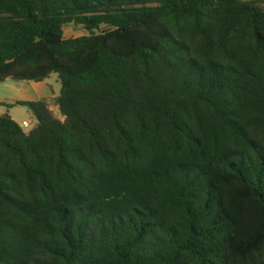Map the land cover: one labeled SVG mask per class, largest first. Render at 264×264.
Listing matches in <instances>:
<instances>
[{
	"label": "trees",
	"instance_id": "16d2710c",
	"mask_svg": "<svg viewBox=\"0 0 264 264\" xmlns=\"http://www.w3.org/2000/svg\"><path fill=\"white\" fill-rule=\"evenodd\" d=\"M262 5L0 0V264H264Z\"/></svg>",
	"mask_w": 264,
	"mask_h": 264
},
{
	"label": "rangeland",
	"instance_id": "374dc122",
	"mask_svg": "<svg viewBox=\"0 0 264 264\" xmlns=\"http://www.w3.org/2000/svg\"><path fill=\"white\" fill-rule=\"evenodd\" d=\"M262 7L264 8V5H262ZM64 34L68 39L89 35L83 27L73 25L66 27L64 29ZM36 84L38 83L16 82L13 80L0 83V117L10 112L11 115L16 116L21 122L24 120L29 122L31 125L29 128H25V132L31 131L37 124V120L27 107L16 104L18 102L29 101L32 97L37 99L41 97L42 94L45 95V97L52 93L59 96L62 90V83L59 75H52L41 89L36 88ZM54 99L50 100L51 109L60 120H64L58 108L55 106ZM12 105H14V107H11Z\"/></svg>",
	"mask_w": 264,
	"mask_h": 264
},
{
	"label": "crops",
	"instance_id": "0c3cea01",
	"mask_svg": "<svg viewBox=\"0 0 264 264\" xmlns=\"http://www.w3.org/2000/svg\"><path fill=\"white\" fill-rule=\"evenodd\" d=\"M46 82H43V83H38V84H36L35 85V87L36 88H38V89H41L42 87H44V84H45ZM55 97H57L56 95H54V93H52V94H48L46 97H45V95H41V97H39V98H34V97H32L31 99H29V101H23V102H37V101H41V100H43V99H46V100H48V101H50L51 99H54ZM19 103V102H18ZM17 103V104H18ZM11 107H14V105H12ZM8 115H11V113L10 112H8L7 113ZM11 117L22 127L23 126V122H26L25 120L24 121H20L19 119H17V117L16 116H14V115H11ZM35 117V116H34ZM37 125V124H36ZM24 130H25V128H23Z\"/></svg>",
	"mask_w": 264,
	"mask_h": 264
},
{
	"label": "built area",
	"instance_id": "2783aa9c",
	"mask_svg": "<svg viewBox=\"0 0 264 264\" xmlns=\"http://www.w3.org/2000/svg\"><path fill=\"white\" fill-rule=\"evenodd\" d=\"M30 123L29 122H23V126L22 128H29L30 127Z\"/></svg>",
	"mask_w": 264,
	"mask_h": 264
},
{
	"label": "water",
	"instance_id": "95a60500",
	"mask_svg": "<svg viewBox=\"0 0 264 264\" xmlns=\"http://www.w3.org/2000/svg\"><path fill=\"white\" fill-rule=\"evenodd\" d=\"M112 29V27L110 26V27H105V28H103V32L104 33H107L108 31H110Z\"/></svg>",
	"mask_w": 264,
	"mask_h": 264
}]
</instances>
